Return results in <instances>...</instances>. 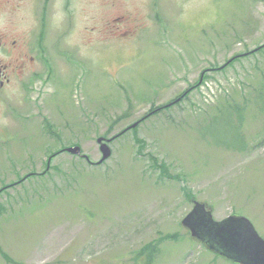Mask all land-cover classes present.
Instances as JSON below:
<instances>
[{
  "label": "rangeland",
  "instance_id": "374dc122",
  "mask_svg": "<svg viewBox=\"0 0 264 264\" xmlns=\"http://www.w3.org/2000/svg\"><path fill=\"white\" fill-rule=\"evenodd\" d=\"M0 31L42 57L0 102V264H237L192 199L264 238V0H0Z\"/></svg>",
  "mask_w": 264,
  "mask_h": 264
},
{
  "label": "water",
  "instance_id": "95a60500",
  "mask_svg": "<svg viewBox=\"0 0 264 264\" xmlns=\"http://www.w3.org/2000/svg\"><path fill=\"white\" fill-rule=\"evenodd\" d=\"M136 125L137 123L131 128ZM110 141L111 139L105 137L98 139L102 158L97 164L111 157ZM65 151L88 159L80 146L68 147ZM192 201L193 208L182 219L181 224L194 239L234 263L264 264V238L258 233L250 219L230 215L222 220H216L213 208L209 204L195 199Z\"/></svg>",
  "mask_w": 264,
  "mask_h": 264
},
{
  "label": "flooded vegetation",
  "instance_id": "af4514ba",
  "mask_svg": "<svg viewBox=\"0 0 264 264\" xmlns=\"http://www.w3.org/2000/svg\"><path fill=\"white\" fill-rule=\"evenodd\" d=\"M39 49L45 53L40 46ZM41 59V55L33 48L31 35L0 31V102L4 100L8 88L13 83L23 81L27 75L32 77L35 74L34 67Z\"/></svg>",
  "mask_w": 264,
  "mask_h": 264
},
{
  "label": "trees",
  "instance_id": "16d2710c",
  "mask_svg": "<svg viewBox=\"0 0 264 264\" xmlns=\"http://www.w3.org/2000/svg\"><path fill=\"white\" fill-rule=\"evenodd\" d=\"M239 111H241V109L239 110ZM241 120V117H239V119H238V121H240ZM242 121V120H241ZM240 121V122H241ZM240 125L242 124V123H239ZM241 127V126H240ZM243 140H244V138H243V134H242V132H240L239 131V134H238V141H239V143L238 142H235L234 144H229V145H227V146H235V145H237V144H239V145H241V144H243ZM238 146V145H237ZM63 151H65V149H63L62 150V152ZM150 250H152V246L150 245V246H147L146 248H144L143 250H141V251H139L138 252V255H137V258H139L140 256H143V255H146V258L148 257H152L153 255V250L150 252Z\"/></svg>",
  "mask_w": 264,
  "mask_h": 264
}]
</instances>
